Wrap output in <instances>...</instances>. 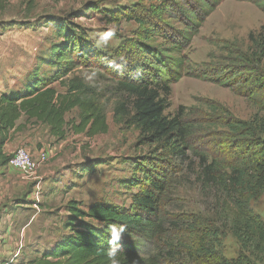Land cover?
<instances>
[{
    "label": "trees",
    "instance_id": "1",
    "mask_svg": "<svg viewBox=\"0 0 264 264\" xmlns=\"http://www.w3.org/2000/svg\"><path fill=\"white\" fill-rule=\"evenodd\" d=\"M4 1L7 0H0V4ZM192 1L182 5L177 15L170 13L173 5H179L176 0H158L146 17L126 16L140 24V36L109 58L103 57L82 32L58 23L54 28L57 42L50 46L45 62L50 75L33 72L20 89L0 93V166L7 162L3 148L15 132L41 125L55 143L70 134L88 138L105 135L110 108L113 122L135 130L138 145L147 149L131 163L134 173L127 184L129 191H136L130 193L128 206L106 202L83 206L81 202L68 201L63 232L31 264H109V228L113 225L126 227L119 241L120 264H173L180 260L190 264H264V222L251 207L264 195V115L248 120L223 116L221 124L213 123L223 129L220 136L226 142V150L215 154L194 147L195 123L179 113L174 117L166 115L171 84L181 78L187 63L182 52L218 4L215 0ZM171 20L184 29L169 28ZM260 30L248 36L251 50L235 59L249 73L244 80L251 88L248 99L256 101L264 111V74L259 71L264 59V27ZM157 37L172 46V58L161 63L164 77L146 74L147 65L139 69L131 63L151 56L150 52L154 54L143 41ZM110 61H115V66H110ZM101 67L110 68L113 77L99 75L97 86H90L82 72L103 70ZM90 167L91 164L80 165L82 172ZM189 168L202 197L238 245L233 259L219 251V234L206 233L203 222L197 219L178 228L188 236L175 238L176 244L164 247L162 254L135 251L136 242L153 243L159 250L158 243L166 236L162 230V201Z\"/></svg>",
    "mask_w": 264,
    "mask_h": 264
},
{
    "label": "rangeland",
    "instance_id": "2",
    "mask_svg": "<svg viewBox=\"0 0 264 264\" xmlns=\"http://www.w3.org/2000/svg\"><path fill=\"white\" fill-rule=\"evenodd\" d=\"M215 1L217 6L204 19L190 46L182 52L187 63L181 78L171 84L170 107L166 112L171 117L179 113L185 120L195 123L194 147L209 154L226 150V142L220 136L223 129L213 123L221 124L223 116L248 120L255 115H264L261 106L248 99L247 92L251 88L244 80L249 73L244 71L242 62L235 59L251 50L248 36L258 34L264 27V0ZM176 2L179 5H173L170 12L173 15L180 13L182 5L193 4L192 0ZM157 3L158 0L4 1L0 4V93L20 89L33 72L38 71L45 77L50 75L45 62L50 46L57 42L56 24L64 22L72 30L82 32L103 57L109 58L115 50L122 52L140 36V24L126 16L146 17ZM168 24L173 30L184 29L173 20ZM110 29L115 30V36L109 46L97 47L101 35ZM143 42L155 53L150 52L151 56L138 63L131 62L132 65L139 69L142 64L145 69L147 65L146 74L164 77L161 63L172 58V46L162 37ZM101 68L103 70H97L99 75L107 79L113 77L110 68ZM259 68L264 74V59ZM141 74L145 73L141 71ZM99 85L103 87V84ZM55 88L60 90L57 85ZM71 117L73 115L68 116ZM107 125L105 135L88 138L70 134L62 142H53L51 145L56 148L54 151L47 149L48 162L31 174H23L25 186L3 203L4 209L17 215L11 229L14 232L8 239L0 240V264H31L39 259L43 249L50 247L63 232L64 208L70 200L81 202L83 206L94 202L128 206L130 193L136 191H129L127 184L134 173L131 163L147 149L138 145L135 130L124 129L113 122L111 108ZM82 163L91 164L88 171L82 172ZM182 178L176 185L174 183L162 201V230L166 236L159 241V250L153 243L136 242L135 251L143 255L157 251L162 254L164 247L176 244L175 238L188 236L178 228L197 219L203 222L206 233L219 234L217 245L222 255L227 259L235 258L238 245L224 230L210 203L202 197L193 171L185 169ZM251 207L264 222V195ZM3 228H0V236L5 233ZM124 238L126 242L130 241ZM17 247L21 250L17 251ZM173 262L190 264L183 260Z\"/></svg>",
    "mask_w": 264,
    "mask_h": 264
},
{
    "label": "crops",
    "instance_id": "3",
    "mask_svg": "<svg viewBox=\"0 0 264 264\" xmlns=\"http://www.w3.org/2000/svg\"><path fill=\"white\" fill-rule=\"evenodd\" d=\"M22 122L23 119L19 121V123ZM53 142L54 139L48 135L47 129L44 126L27 127L25 131L15 132L12 135L11 141L3 148V155L7 157L20 147H25L32 154H37L39 151H47L50 148V151H54L56 145H51ZM24 186L25 182L22 173L11 168L0 170V228L2 229L4 227L2 231L5 232L4 235L0 236V240L2 238L8 239L9 234L14 232L11 229L14 228L13 224L17 215L14 211L4 209L3 207L6 206L3 203L7 199H11L15 192ZM17 244L18 241L15 243V246ZM19 249L21 250V248L17 247V251ZM17 251L16 253H18Z\"/></svg>",
    "mask_w": 264,
    "mask_h": 264
},
{
    "label": "clouds",
    "instance_id": "4",
    "mask_svg": "<svg viewBox=\"0 0 264 264\" xmlns=\"http://www.w3.org/2000/svg\"><path fill=\"white\" fill-rule=\"evenodd\" d=\"M115 36V30L110 29L104 32L100 39L97 41L96 46L99 48H106L109 46L110 41ZM123 59V58H121ZM110 66H115V61H110ZM83 79L90 84L92 87H96L99 79V73L97 70L92 69L90 71H85L83 74ZM126 227L124 225H119L118 227L113 225L109 228V248L107 250V258L109 264H120L118 259L119 253V241L122 239Z\"/></svg>",
    "mask_w": 264,
    "mask_h": 264
},
{
    "label": "built area",
    "instance_id": "5",
    "mask_svg": "<svg viewBox=\"0 0 264 264\" xmlns=\"http://www.w3.org/2000/svg\"><path fill=\"white\" fill-rule=\"evenodd\" d=\"M49 160L47 151H39L37 154L30 153L25 147L15 150L14 154L8 156L5 165L0 166V170L11 168L22 174H31Z\"/></svg>",
    "mask_w": 264,
    "mask_h": 264
}]
</instances>
